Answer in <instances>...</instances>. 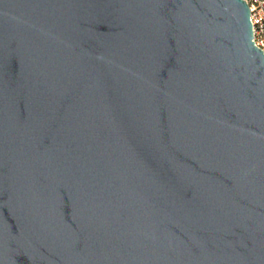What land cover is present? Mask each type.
I'll use <instances>...</instances> for the list:
<instances>
[{"label":"water","instance_id":"water-1","mask_svg":"<svg viewBox=\"0 0 264 264\" xmlns=\"http://www.w3.org/2000/svg\"><path fill=\"white\" fill-rule=\"evenodd\" d=\"M0 264H264L247 0H0Z\"/></svg>","mask_w":264,"mask_h":264},{"label":"built area","instance_id":"built-area-1","mask_svg":"<svg viewBox=\"0 0 264 264\" xmlns=\"http://www.w3.org/2000/svg\"><path fill=\"white\" fill-rule=\"evenodd\" d=\"M251 8L254 41L264 51V0H247Z\"/></svg>","mask_w":264,"mask_h":264}]
</instances>
